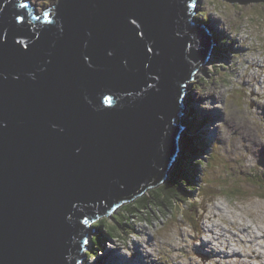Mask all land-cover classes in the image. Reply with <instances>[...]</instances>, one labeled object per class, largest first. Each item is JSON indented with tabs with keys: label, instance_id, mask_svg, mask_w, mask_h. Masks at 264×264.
I'll list each match as a JSON object with an SVG mask.
<instances>
[{
	"label": "water",
	"instance_id": "obj_1",
	"mask_svg": "<svg viewBox=\"0 0 264 264\" xmlns=\"http://www.w3.org/2000/svg\"><path fill=\"white\" fill-rule=\"evenodd\" d=\"M197 5L0 0V264H81L94 221L165 182L189 81L237 53Z\"/></svg>",
	"mask_w": 264,
	"mask_h": 264
},
{
	"label": "rangeland",
	"instance_id": "obj_2",
	"mask_svg": "<svg viewBox=\"0 0 264 264\" xmlns=\"http://www.w3.org/2000/svg\"><path fill=\"white\" fill-rule=\"evenodd\" d=\"M32 1L45 9L56 0ZM197 9L212 22L213 38L237 53L228 66L202 65L188 86L176 162L190 163L183 167L194 191L166 204L149 197L151 209L126 227V238L141 246L127 264H144L151 252H158L155 264H264V2L201 0ZM115 219L102 223L113 236L120 230L115 221L123 222ZM119 245L105 238L100 254L82 264H124Z\"/></svg>",
	"mask_w": 264,
	"mask_h": 264
},
{
	"label": "trees",
	"instance_id": "obj_3",
	"mask_svg": "<svg viewBox=\"0 0 264 264\" xmlns=\"http://www.w3.org/2000/svg\"><path fill=\"white\" fill-rule=\"evenodd\" d=\"M202 15V14H200ZM210 19V18H209ZM186 142V139H185ZM189 143L191 141L189 140ZM182 146L183 144L186 145V143L181 142ZM186 147V146H183ZM192 149L189 147V151L192 154ZM179 160H181V157H179ZM179 160L174 164L173 169L170 171L168 175V179L158 188L151 189V191L145 193L144 195L138 197L132 202H128L126 205H123L116 214L112 217L114 220H116V215H120L123 219L122 221H115L117 225H119L120 230H118V235L113 236L111 233H108L104 229L103 220L99 221L96 225H94L95 228V235L92 237L90 248L91 250L87 254V258L89 257H97V252L102 251L103 249V243L105 238H111L115 237L118 238L122 243H126L125 240L128 230L127 228H131L130 222H132V218L136 216V213L141 212L142 210H147L148 208L151 209V204L149 202V197L153 198L154 200L162 201V204H166V198H170L172 203L174 201H183L185 197H188L186 195L187 191L194 190V187L191 186L193 183L190 182V179L188 178V169L186 166L187 164H190L189 162L185 161L183 165L180 166ZM186 164V165H184ZM178 168V169H177ZM189 180V181H188ZM175 185V186H174ZM192 187V188H191ZM147 221H150L147 216L145 218ZM127 225V226H126ZM124 231V233L122 232Z\"/></svg>",
	"mask_w": 264,
	"mask_h": 264
},
{
	"label": "clouds",
	"instance_id": "obj_4",
	"mask_svg": "<svg viewBox=\"0 0 264 264\" xmlns=\"http://www.w3.org/2000/svg\"><path fill=\"white\" fill-rule=\"evenodd\" d=\"M222 1H224V0H222ZM226 2V1H225ZM229 3V2H228ZM234 4H236V3H234ZM48 8V7H47ZM47 8H45V9H43V10H46ZM199 14H201V13H196L195 15V18H196V20H198V21H200V22H202V23H207L205 20H203V18L199 15ZM211 20V19H210ZM212 30V29H211ZM211 34H212V36H214V31H211ZM200 69V68H199ZM199 72V70L198 71H196L195 72V74H194V76H193V80L192 81H189V84H188V86L189 85H191L192 84V82L194 81V79L196 78L195 77V75L197 74ZM188 92V91H187ZM256 109V108H255ZM257 110V109H256ZM222 117H224L223 115H222ZM219 121V120H218ZM212 122H214V121H212ZM215 123V122H214ZM181 124V123H180ZM184 128H185V126H183ZM182 139V138H181ZM176 163V162H175ZM174 163V164H175ZM173 167H174V165L169 169V171H171L172 169H173ZM170 173V172H169ZM169 175V174H168ZM168 179V176L166 177V180ZM165 180V181H166ZM163 184V183H162ZM161 184V185H162ZM157 188V187H156ZM230 190H235V187H230ZM194 190H192L191 191V194H192V192H193ZM127 203H125V204H122V205H120V206H118L116 209H115V211H114V213L113 214H111V215H108V216H106V217H103V218H100V219H98V220H96V221H94L93 222V224H92V230H91V232H93V233H89V235H88V241H87V244H88V247H87V249L84 251V254H85V256H86V258H85V260L86 259H88L87 258V254H88V252L91 250V248H90V245H91V241H92V237L95 235V228H94V225H96L99 221H101V220H103V219H108V218H112L113 216H114V214H116V212H117V210H119L123 205H126ZM127 240H125L126 241V243H122L118 238H115V237H112V240H114V242L115 241H119L122 245H119V246H121V250H123V261H125L124 262V264H127L126 263V260H128V259H130V258H136L137 259V257L139 256L138 255V253H136L135 252V248L136 247H138V246H136V247H132V245L133 244H137V243H134V242H130V239L129 238H126ZM130 243V244H129ZM128 246H130L129 247V249H128V251H126V248H128ZM139 247H141V246H139ZM145 250H148L147 248H144ZM139 253H142V250H139ZM100 253H98L97 255H99ZM151 255H150V257H149V259L147 260V255L146 254H144V257H145V261H144V264H155V263H153V262H155L156 261V255L158 254V252L156 253V255H155V253L154 252H151L150 253ZM151 259V260H150ZM85 260H83L82 261V263L85 261ZM101 262V261H100ZM98 263V264H101V263ZM81 263V264H82ZM168 264V263H167Z\"/></svg>",
	"mask_w": 264,
	"mask_h": 264
},
{
	"label": "snow or ice",
	"instance_id": "obj_5",
	"mask_svg": "<svg viewBox=\"0 0 264 264\" xmlns=\"http://www.w3.org/2000/svg\"><path fill=\"white\" fill-rule=\"evenodd\" d=\"M196 3L199 4V0H196ZM21 7H24V5H21ZM16 22L17 23H22L23 22V17L17 16L16 17Z\"/></svg>",
	"mask_w": 264,
	"mask_h": 264
},
{
	"label": "bare ground",
	"instance_id": "obj_6",
	"mask_svg": "<svg viewBox=\"0 0 264 264\" xmlns=\"http://www.w3.org/2000/svg\"><path fill=\"white\" fill-rule=\"evenodd\" d=\"M185 123V122H184ZM133 246L135 247V245L133 244ZM254 252V251H253ZM106 261V260H105ZM120 264H123V262L119 259V260H117ZM101 264H112L111 262H100Z\"/></svg>",
	"mask_w": 264,
	"mask_h": 264
}]
</instances>
